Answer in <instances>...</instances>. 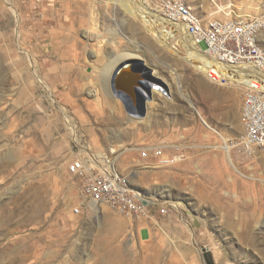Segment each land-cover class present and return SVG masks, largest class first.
Returning <instances> with one entry per match:
<instances>
[{
	"label": "rangeland",
	"instance_id": "374dc122",
	"mask_svg": "<svg viewBox=\"0 0 264 264\" xmlns=\"http://www.w3.org/2000/svg\"><path fill=\"white\" fill-rule=\"evenodd\" d=\"M183 1L205 21L264 14V0ZM126 4L0 0V264H264V154L242 145V88L161 45ZM123 52L168 89L151 88L144 115L105 93ZM146 145L178 159L142 158ZM102 156L144 199V214L82 198L67 167Z\"/></svg>",
	"mask_w": 264,
	"mask_h": 264
},
{
	"label": "built area",
	"instance_id": "2783aa9c",
	"mask_svg": "<svg viewBox=\"0 0 264 264\" xmlns=\"http://www.w3.org/2000/svg\"><path fill=\"white\" fill-rule=\"evenodd\" d=\"M153 1L158 13L170 22L181 23L192 42L218 66L210 64L206 67L204 73L208 78L225 84L226 78L219 66L239 70L243 78L239 85L242 88L240 120L247 124L242 145L249 154L254 148H264V50L255 48V41L260 40V34L264 31V14H238L225 20L211 18L208 26L226 28V35L211 36L203 34L201 29H195V19L200 15L193 14L185 1ZM157 89L166 92L162 88ZM139 154L145 159H160L162 163H172L178 158H166L164 148L156 145L142 147ZM92 163L95 165L75 159L67 167L68 173L77 178L83 199L90 201L94 208L99 203H106L129 217L145 213L144 199L130 192L128 179L118 172L113 160L106 157L98 164L95 161ZM80 210L75 206L73 213L78 214Z\"/></svg>",
	"mask_w": 264,
	"mask_h": 264
},
{
	"label": "bare ground",
	"instance_id": "6f19581e",
	"mask_svg": "<svg viewBox=\"0 0 264 264\" xmlns=\"http://www.w3.org/2000/svg\"><path fill=\"white\" fill-rule=\"evenodd\" d=\"M119 2H120V0H118V3ZM131 5H132L131 8L129 7L128 4H126V6H125V10H126L127 14L132 19H133V17H136V16L139 18L146 17L145 21H143V19H142L141 24L146 28L148 33L153 36V38H156L157 40H159L161 45L165 46L166 48H168L172 52H175V51L179 52L185 61L192 64V66L195 69H197L203 73L205 72V69L208 65L211 64L212 66H217L214 62H211V60L208 59L202 53V51L199 49V46L195 45L192 42V40L189 38V36L185 33L184 27L181 23H173V22H170L169 20L163 18L160 15V13H158V11H156L152 6H150V4H148L147 0H131ZM189 8L191 9L190 6H189ZM193 14L198 15L194 11H193ZM208 23H211V20L205 21L201 17H196L195 29H201V31H203V34H209L211 36L226 35V28L210 27V26H208ZM176 45L179 46V50L175 49ZM255 48L258 50H264V44H261L260 40L255 41ZM192 49H195L196 52H192ZM132 56H134V54H131L129 52H123L121 55H119L117 58H115V60L113 62H114V64H116L120 60H122L124 58H130ZM219 67L222 69V71H221L222 75L226 78V83L223 84L224 86H226L227 88L232 90V88H234L236 85H240L243 78L239 74L238 69L230 68L227 66H223V67L219 66ZM206 77H208V76H206ZM211 79L214 82L221 84L218 80H216L214 78H211ZM104 87L106 88L107 86H104ZM202 89L204 91L205 87L203 88V86H202ZM105 93L107 95H110V94L112 95V92L109 93V91H107V90H105ZM114 95H112V99L119 101V99H117V98L115 99L116 96H114ZM118 96L122 99L123 102L122 101L121 102L125 103L127 105V107L132 105L130 100L128 99V97H121L119 94H118ZM97 101H100V99ZM104 102L107 103V101H104ZM96 104H98V103H96ZM132 120H136V119H132ZM242 127H243L244 131H247V124L246 123H242ZM259 149L264 154V148H259ZM102 157L104 158V156H102ZM176 159H178V158H176ZM129 189H130V187H129ZM262 191L264 192V188L262 189ZM130 192L137 195V193L131 189H130ZM24 211H26V210L24 209L23 211H20V212L23 213ZM29 211L32 215L33 221L37 222L36 218L41 215V213H42L41 211H43V209L34 203V204H31ZM25 216H26V214H25ZM48 239L45 238V241H43L45 243V245H47L49 247L55 246L56 249H54V252H60V249L58 246V244L60 245L59 240L57 238L53 239L50 236H48Z\"/></svg>",
	"mask_w": 264,
	"mask_h": 264
},
{
	"label": "water",
	"instance_id": "95a60500",
	"mask_svg": "<svg viewBox=\"0 0 264 264\" xmlns=\"http://www.w3.org/2000/svg\"><path fill=\"white\" fill-rule=\"evenodd\" d=\"M112 90L121 97H128L135 103L140 115H144L146 98H151V88H162L167 91V86L159 79L153 77L149 68L139 59H130L120 64L112 74Z\"/></svg>",
	"mask_w": 264,
	"mask_h": 264
},
{
	"label": "crops",
	"instance_id": "0c3cea01",
	"mask_svg": "<svg viewBox=\"0 0 264 264\" xmlns=\"http://www.w3.org/2000/svg\"><path fill=\"white\" fill-rule=\"evenodd\" d=\"M135 57V55L133 56ZM131 57V59H136V58H133ZM128 59V58H127ZM130 60V58H129ZM121 61V60H120ZM118 63V62H117ZM117 65L115 66V64L111 67V70H112V74H113V71L116 69ZM112 74H111V78H110V88H111V91L113 94H116L113 90H112V83H111V79H112ZM211 91V95L214 94V93H217V94H220L221 92H226L227 89L225 90V88L223 89H219V88H211V90H209V92Z\"/></svg>",
	"mask_w": 264,
	"mask_h": 264
}]
</instances>
